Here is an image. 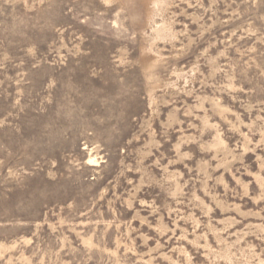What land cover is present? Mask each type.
Masks as SVG:
<instances>
[{
    "label": "rangeland",
    "instance_id": "374dc122",
    "mask_svg": "<svg viewBox=\"0 0 264 264\" xmlns=\"http://www.w3.org/2000/svg\"><path fill=\"white\" fill-rule=\"evenodd\" d=\"M0 264H264V0H0Z\"/></svg>",
    "mask_w": 264,
    "mask_h": 264
}]
</instances>
